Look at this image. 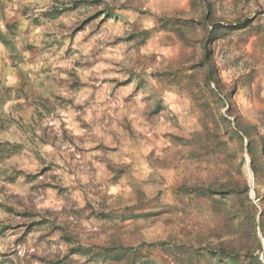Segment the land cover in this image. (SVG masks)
<instances>
[{
    "label": "rangeland",
    "instance_id": "rangeland-1",
    "mask_svg": "<svg viewBox=\"0 0 264 264\" xmlns=\"http://www.w3.org/2000/svg\"><path fill=\"white\" fill-rule=\"evenodd\" d=\"M0 264H264V0H0Z\"/></svg>",
    "mask_w": 264,
    "mask_h": 264
},
{
    "label": "trees",
    "instance_id": "trees-1",
    "mask_svg": "<svg viewBox=\"0 0 264 264\" xmlns=\"http://www.w3.org/2000/svg\"><path fill=\"white\" fill-rule=\"evenodd\" d=\"M207 48L204 46V53H205V56H207V51L208 50H206Z\"/></svg>",
    "mask_w": 264,
    "mask_h": 264
},
{
    "label": "bare ground",
    "instance_id": "bare-ground-1",
    "mask_svg": "<svg viewBox=\"0 0 264 264\" xmlns=\"http://www.w3.org/2000/svg\"><path fill=\"white\" fill-rule=\"evenodd\" d=\"M197 189V188H196ZM188 199V198H187ZM189 204V203H188ZM165 210H167V209H165ZM179 210H181V209H179ZM183 211V210H182ZM166 213H168L167 211H165ZM184 213V212H183ZM184 215V214H183Z\"/></svg>",
    "mask_w": 264,
    "mask_h": 264
}]
</instances>
